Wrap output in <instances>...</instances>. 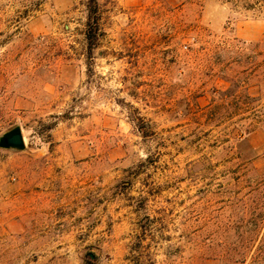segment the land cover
Masks as SVG:
<instances>
[{"label": "rangeland", "instance_id": "rangeland-1", "mask_svg": "<svg viewBox=\"0 0 264 264\" xmlns=\"http://www.w3.org/2000/svg\"><path fill=\"white\" fill-rule=\"evenodd\" d=\"M87 3L0 0V264H264V0Z\"/></svg>", "mask_w": 264, "mask_h": 264}, {"label": "trees", "instance_id": "trees-1", "mask_svg": "<svg viewBox=\"0 0 264 264\" xmlns=\"http://www.w3.org/2000/svg\"><path fill=\"white\" fill-rule=\"evenodd\" d=\"M87 8L88 19L86 24V39L88 43V57L91 58L99 42L100 15L98 0H88Z\"/></svg>", "mask_w": 264, "mask_h": 264}, {"label": "water", "instance_id": "water-1", "mask_svg": "<svg viewBox=\"0 0 264 264\" xmlns=\"http://www.w3.org/2000/svg\"><path fill=\"white\" fill-rule=\"evenodd\" d=\"M0 146L6 149L22 151L25 149V140L19 127L4 134L0 138Z\"/></svg>", "mask_w": 264, "mask_h": 264}, {"label": "crops", "instance_id": "crops-1", "mask_svg": "<svg viewBox=\"0 0 264 264\" xmlns=\"http://www.w3.org/2000/svg\"><path fill=\"white\" fill-rule=\"evenodd\" d=\"M67 200V199H66ZM73 200H78V196L76 197V198H73L71 201H73ZM45 206V205H44ZM40 209H39V207H33V208H30V206H29V208L28 209H26V210H21V209H19V210H16V211H19V212H37V211H39ZM14 212H15V210H14Z\"/></svg>", "mask_w": 264, "mask_h": 264}]
</instances>
